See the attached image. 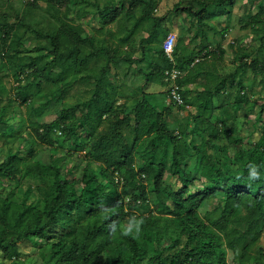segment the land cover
Instances as JSON below:
<instances>
[{
	"label": "trees",
	"instance_id": "trees-1",
	"mask_svg": "<svg viewBox=\"0 0 264 264\" xmlns=\"http://www.w3.org/2000/svg\"><path fill=\"white\" fill-rule=\"evenodd\" d=\"M34 1L28 7L37 3ZM46 1L47 10L57 22L54 34L43 33L23 19L12 22L9 11L0 12V58L17 55L14 73L19 83L15 94L23 102L43 113L51 103L64 101L67 82L79 79L69 80L73 71L78 72L81 65L91 61L95 63L102 53L107 60L98 76H88V83L93 78L91 97L68 106L63 103L50 121L33 120V132H28L24 146L13 148L11 144V138L23 136L24 121L0 131L5 140L0 147L5 155L0 161V264H21L20 244L34 238L44 241L39 247L43 258L40 264H232L230 254L235 264H264V258L251 250L264 229V132L253 148L239 152L248 156L244 161L233 156L223 159L222 148L215 145L217 139L200 142L197 138H205L211 125L220 128L214 112L218 108L224 109L217 116L223 120L217 136L234 131L228 125L227 104H215L227 87L228 76L218 81V73L204 63L214 56L221 58L224 50L208 44L198 54H181L177 42L176 61L187 71L180 82L189 106H175L191 124L175 133L167 120L174 104L163 106L156 100L159 93L146 91L149 83L167 86L165 70L173 61L163 47L159 59L140 69L147 79L144 85L134 86L136 93L129 100L119 102L122 90L109 76L113 65L121 60L122 46L114 40L115 32L106 30L107 25L143 5V15L152 18L156 27L164 17L154 13L153 0H121L116 5L101 4L100 0ZM237 2L180 0L175 12L198 16L202 23L211 11L231 12ZM263 11L260 9L251 20L246 18L245 27L253 28ZM94 15L100 16V25L89 31L83 20ZM19 25L50 44L27 47L19 36L14 53H10ZM262 50L264 37L259 48ZM125 57L130 59L131 55ZM198 57L203 59L193 66ZM142 60L140 57L136 61ZM249 68L255 74L264 73V61L258 56L251 62L243 60L231 73L232 86L242 90L239 101L249 97L247 87L236 77ZM199 76L200 88H190ZM37 80L39 84H56L47 102L38 108L29 96ZM15 94L0 107V122H7ZM190 97L195 100L196 113L190 109ZM260 153L259 158L256 154ZM138 156L142 163L137 162ZM249 163L261 166L260 179L251 182L250 187ZM168 172L177 177V184L166 181ZM24 179L28 181L26 189L21 187ZM5 181L13 183L8 187ZM215 196H220L221 214L209 222L199 209ZM241 206L248 212H239ZM134 213L145 221L140 239L121 236L119 231L109 234L112 221L123 225ZM102 255L107 259L103 261Z\"/></svg>",
	"mask_w": 264,
	"mask_h": 264
},
{
	"label": "rangeland",
	"instance_id": "rangeland-1",
	"mask_svg": "<svg viewBox=\"0 0 264 264\" xmlns=\"http://www.w3.org/2000/svg\"><path fill=\"white\" fill-rule=\"evenodd\" d=\"M34 0H0V12L9 11L11 13L10 20L15 22L16 20L23 19L26 23L31 24L43 33L50 32L55 33L57 30V22L52 17L51 13L47 10L48 3L46 0H37L36 4L28 7V3H33ZM36 1V0H35ZM34 1V2H35ZM101 4L112 5L119 4L121 0H100ZM180 0H153L154 13L156 16L164 17L157 22L156 27H153L154 20L144 14V7L139 6L131 12L130 15L124 14L119 17L115 22L117 23L118 35L113 36L114 40L121 43L122 54L121 60L114 68L109 71V76L115 78L117 75L126 78L127 82L122 85L121 97H132L136 92L134 91V82H140L138 79L143 78L144 72L140 69H145L150 62L159 59V49L163 47L166 36L170 31L176 30L178 32V46L181 54H187L193 51H198L204 45L211 44L213 48H221L224 50L221 58L215 56L208 61H204L205 66H210L216 74L218 73V81L221 77H227V87L220 92L218 103L227 104L228 111V125L231 126L234 131L231 135H218V131L222 128V118H217L220 115L219 108L216 109L215 119L216 124L220 128H214L212 125L210 130L206 131L205 138H197L200 142L204 139L211 138V141H215V145L218 149L222 148L223 159L231 156L244 161L247 159V155L244 153L241 155L239 152H246L248 148H253V145L259 140L264 132V73L255 74L253 68H249L247 72H239L237 81L242 80L243 84L247 87V96L249 100L239 101L242 90L240 86H232V80L234 77L231 75L235 72L239 64L245 60L251 62L255 57H259L264 61V51H259L261 46L262 37H264V11L259 17V22L254 27H245V19L252 18L257 14L260 9L264 10V0H238L235 6L231 7V12L224 10L211 11L205 17L201 23L198 16L190 15L187 12L179 11L175 12V5ZM186 1V0H185ZM186 6V4H184ZM199 6V5H198ZM97 18L94 20H83L84 24L88 27H94L96 29L100 25V16L94 15ZM240 19L243 21L241 22ZM115 23V27H116ZM256 28L258 31H256ZM206 31V34H204ZM151 33H154L150 39H146ZM21 36L23 42L27 47H33L35 45H49L50 42L33 32L28 31L24 26L19 25L16 30L15 41L10 53H14V47L16 46L17 38ZM2 42V32L0 31V45ZM143 43V46L141 45ZM134 48V49H133ZM27 54V52L23 53ZM130 54L131 58L127 59L126 55ZM143 57L141 62L136 61L137 58ZM18 59L17 55H6L0 58V107L8 103L10 95L15 94V89L18 85V81L15 75V60ZM107 55L102 53L95 63L92 61L85 66L81 65L78 72L71 73L69 80L74 83H68L66 85V97L64 101L53 102L44 109L41 113V109H33L30 105L23 102L22 98L18 95L15 96L16 101L9 105L7 122H0V131L14 127L20 122H25V131L22 137L11 138V144L13 148L24 146L25 140L29 137L28 132H33L34 121H50L55 118L58 110L64 105H72L79 101L87 100L91 97L94 91L93 78L90 83L87 82L88 76L96 75L100 73L101 66L106 62ZM203 63V64H204ZM204 66V67H205ZM116 71V74L114 73ZM82 76H87V79H83ZM81 77V78H80ZM117 77V78H118ZM135 77V79H134ZM200 77V76H199ZM68 80V78H67ZM202 79H197L200 81ZM26 82V80H24ZM40 80L29 90V96L35 101L36 107H40L47 102L48 93L56 88V84L43 81L39 84ZM24 84V83H22ZM62 86H59L61 88ZM190 87V85H189ZM137 88V87H136ZM157 93L160 94L159 102L164 104L168 103V97L165 95V86L158 84L155 86ZM124 93V94H123ZM163 97V101H162ZM165 97V98H164ZM191 98V97H190ZM190 103V99L188 100ZM173 111L167 118L172 130L177 133L180 132L190 122L187 115L180 113L179 108L175 105L172 107ZM211 111V110H210ZM262 112V115H260ZM193 123V122H192ZM191 124V122L189 123ZM125 131L130 138H133L130 130ZM242 139L237 142L235 139ZM5 140L0 137V147L4 145ZM216 150L217 148L213 149ZM66 150L63 151L65 153ZM85 150H80L79 153L85 154ZM172 152V151H170ZM260 158V154H256ZM5 157L4 153L0 151V161ZM244 159V160H243ZM137 162L140 163V156L137 158ZM143 162V161H142ZM141 162V163H142ZM169 183L177 184L178 179L171 172H168L165 177ZM13 182L5 181V185L9 187ZM28 181L23 180L21 187L26 189ZM150 184H152L150 182ZM149 184V185H150ZM1 190V184H0ZM19 190V187H17ZM237 210L242 213H247L246 207H238ZM200 214L209 222H213L221 214L220 208V196H215L207 199L199 209ZM140 213V212H139ZM139 213H134L139 214ZM147 214H149L147 212ZM264 224V219L261 220ZM223 233V232H222ZM224 234V233H223ZM142 237V236H141ZM43 240L30 239L21 242L20 246L23 251V255L20 259L21 264H40L42 262L40 244H43ZM153 249V247L151 248ZM253 253H257L264 258V229L262 234L258 238L257 242L251 248ZM231 251L228 252L230 254ZM105 255H102V260H105ZM232 264V256L230 254ZM5 264H10L6 262Z\"/></svg>",
	"mask_w": 264,
	"mask_h": 264
},
{
	"label": "built area",
	"instance_id": "built-area-1",
	"mask_svg": "<svg viewBox=\"0 0 264 264\" xmlns=\"http://www.w3.org/2000/svg\"><path fill=\"white\" fill-rule=\"evenodd\" d=\"M178 32L176 30L170 31L163 43V48L167 56L173 61L172 66L165 70V80L167 82L166 89L168 91V103L176 106L188 105L184 97V86L181 84V79L186 75L187 71L177 65L175 48L178 42ZM203 58L198 57L192 63L194 66ZM189 106V105H188Z\"/></svg>",
	"mask_w": 264,
	"mask_h": 264
},
{
	"label": "clouds",
	"instance_id": "clouds-1",
	"mask_svg": "<svg viewBox=\"0 0 264 264\" xmlns=\"http://www.w3.org/2000/svg\"><path fill=\"white\" fill-rule=\"evenodd\" d=\"M260 165H257L255 163H249L247 165L248 170V180L249 185L251 186V182H255L256 180L260 179L261 177V171H260ZM240 177L237 176V179ZM102 209H106L105 205H101ZM145 223L143 217H138L136 215L129 216L126 220V222L123 225H120L117 221H112L109 224V234H115L117 231H119L121 236L125 237H131L132 239H140V236L142 234V227ZM107 259V257H104Z\"/></svg>",
	"mask_w": 264,
	"mask_h": 264
},
{
	"label": "crops",
	"instance_id": "crops-1",
	"mask_svg": "<svg viewBox=\"0 0 264 264\" xmlns=\"http://www.w3.org/2000/svg\"><path fill=\"white\" fill-rule=\"evenodd\" d=\"M97 20V18H95L94 16H90L89 18H87V19H85L86 21H88V20H94V21H96ZM84 20V21H85ZM115 23L116 22H113V23H111V24H109V25H107V29L106 30H110V32L111 31H113V32H115V35H118V30H117V23H116V27L114 26L115 25ZM85 26H86V24H84ZM87 27V26H86ZM89 28V31H94V27L92 28V27H88ZM103 33H105V32H103ZM108 34H109V32H107ZM113 68H114V65H113ZM112 68V69H113ZM111 69V70H112ZM115 74H116V71L114 72ZM111 76V75H110ZM112 77V76H111ZM118 76L116 75L115 76V78H112L115 82H117L119 85H120V89H122V85H124V82H127V79L126 78H122V76H119L118 78H117ZM201 77H199V79H200ZM134 79H135V77H134ZM147 79V76L144 74V76H143V78H142V80L141 79H138V81L140 80V82L139 83H137L136 81L134 82V86L137 84V85H144V83H145V80ZM201 81L202 80H200V81H195V82H191L190 83V88H194L195 90H196V88H200V86H199V83H201ZM136 85V86H137ZM155 86H158V84L157 83H149V85H148V87H147V89H146V91L147 92H151V93H157V90L155 89ZM164 86V85H163ZM195 95V97H196V94H194ZM158 96V95H157ZM194 97V96H193ZM160 98L161 97H156V100L158 99V101L160 100ZM165 98V97H164ZM125 100H129V97H127V96H124V97H120L119 98V102H123V101H125ZM164 99H163V97H162V101H163ZM190 101H191V103H192V105H190V109H192V112L193 113H196L197 112V106H196V103H195V100H193L192 98L190 99ZM216 105H220L221 103H218L217 101H216V103H215ZM213 105H210V107H212ZM220 110H223L224 108H219Z\"/></svg>",
	"mask_w": 264,
	"mask_h": 264
}]
</instances>
